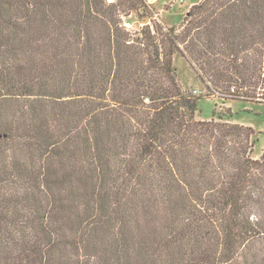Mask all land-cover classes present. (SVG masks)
Wrapping results in <instances>:
<instances>
[{
	"label": "trees",
	"instance_id": "obj_1",
	"mask_svg": "<svg viewBox=\"0 0 264 264\" xmlns=\"http://www.w3.org/2000/svg\"><path fill=\"white\" fill-rule=\"evenodd\" d=\"M155 11L0 0V264H264V149L175 63L264 102V0Z\"/></svg>",
	"mask_w": 264,
	"mask_h": 264
},
{
	"label": "rangeland",
	"instance_id": "obj_2",
	"mask_svg": "<svg viewBox=\"0 0 264 264\" xmlns=\"http://www.w3.org/2000/svg\"><path fill=\"white\" fill-rule=\"evenodd\" d=\"M201 0H149L155 7V17L162 23L180 25L188 9ZM129 23L139 26L136 16L129 18ZM132 26V27H133ZM175 63L186 88L194 91L195 94H205L199 100L197 112L200 119H212L214 109L225 112L230 107L234 113L232 122L250 126L255 130V155L260 157L264 149V102L224 99L217 95H206L207 88L196 77L194 70L187 64L180 54L175 56ZM210 96V97H209Z\"/></svg>",
	"mask_w": 264,
	"mask_h": 264
},
{
	"label": "built area",
	"instance_id": "obj_3",
	"mask_svg": "<svg viewBox=\"0 0 264 264\" xmlns=\"http://www.w3.org/2000/svg\"><path fill=\"white\" fill-rule=\"evenodd\" d=\"M180 1H184V0H180ZM127 25H128V26H132V24H131V23H129V22L127 23Z\"/></svg>",
	"mask_w": 264,
	"mask_h": 264
}]
</instances>
